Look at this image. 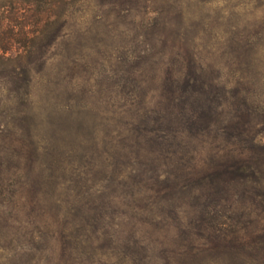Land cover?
<instances>
[{"label":"rangeland","instance_id":"1","mask_svg":"<svg viewBox=\"0 0 264 264\" xmlns=\"http://www.w3.org/2000/svg\"><path fill=\"white\" fill-rule=\"evenodd\" d=\"M240 46L256 50L251 70ZM187 77L246 96L254 143L221 129L191 140L181 169L132 152L143 113ZM259 145L264 0H0V264H263L264 176L247 194L198 187L212 163L263 162ZM215 242L253 248L220 260L203 250Z\"/></svg>","mask_w":264,"mask_h":264},{"label":"trees","instance_id":"2","mask_svg":"<svg viewBox=\"0 0 264 264\" xmlns=\"http://www.w3.org/2000/svg\"><path fill=\"white\" fill-rule=\"evenodd\" d=\"M231 54L235 62L240 64L242 71L251 70L254 66L256 57L254 48L240 46L232 49ZM9 66H12L10 72L16 89L21 91L30 81L31 69L22 63L9 64ZM246 100V96L229 95L227 91L214 94L212 83L199 77L175 78L162 88L157 108L151 111V114L143 113L140 129L135 132V136H132L133 142L128 147L134 153H143L152 160H159L163 164H171L176 169H181L189 167L184 162L191 150L188 148L190 141L199 139L208 143V139L218 137L221 129H224L223 134L229 138L234 136L254 143L255 137L251 134L254 114ZM259 146L264 149L263 145ZM263 162L250 159V161H237L232 164L212 163L199 179L198 187H211L213 192L219 195H225L231 191H242V194H247L250 188L263 182ZM192 166V173L195 174L196 165ZM170 178L171 176L168 177L169 181L165 186L159 189V191H166L168 197H171L172 193L178 189V180L183 176L179 172H173L172 180ZM189 185L193 186V181ZM213 198L215 201L217 197ZM206 205L202 211L207 218L211 219V225H213L219 213L209 216L212 211L209 209L211 203ZM213 210L216 211V209ZM212 244L210 248L203 250L216 252L215 254L221 257L220 260L235 262L244 259L245 255H249L248 249L253 248L251 244L244 242ZM193 254L183 252L181 255H176V260L180 264H187ZM261 259H264V255Z\"/></svg>","mask_w":264,"mask_h":264}]
</instances>
